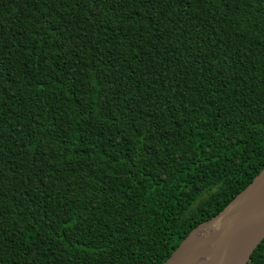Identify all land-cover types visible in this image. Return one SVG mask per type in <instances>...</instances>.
Masks as SVG:
<instances>
[{
	"label": "trees",
	"instance_id": "trees-1",
	"mask_svg": "<svg viewBox=\"0 0 264 264\" xmlns=\"http://www.w3.org/2000/svg\"><path fill=\"white\" fill-rule=\"evenodd\" d=\"M263 167L264 0H0V264H161Z\"/></svg>",
	"mask_w": 264,
	"mask_h": 264
},
{
	"label": "water",
	"instance_id": "water-1",
	"mask_svg": "<svg viewBox=\"0 0 264 264\" xmlns=\"http://www.w3.org/2000/svg\"><path fill=\"white\" fill-rule=\"evenodd\" d=\"M239 195H246L250 203L233 213L235 226L194 238L208 224L225 218L227 208ZM237 196L217 214L197 224L161 264H246L264 238V167Z\"/></svg>",
	"mask_w": 264,
	"mask_h": 264
},
{
	"label": "bare ground",
	"instance_id": "bare-ground-1",
	"mask_svg": "<svg viewBox=\"0 0 264 264\" xmlns=\"http://www.w3.org/2000/svg\"><path fill=\"white\" fill-rule=\"evenodd\" d=\"M250 203L248 197L246 195L237 196L230 206L227 208V214L225 218H222L216 222L208 224L203 229L199 230L197 234L194 235L196 239H202L208 235H213L217 232L224 231L228 229L229 226H235L236 220H232V216L234 212L242 210L244 207L248 206Z\"/></svg>",
	"mask_w": 264,
	"mask_h": 264
}]
</instances>
